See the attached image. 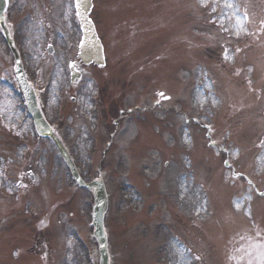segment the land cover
<instances>
[{
    "label": "rangeland",
    "instance_id": "obj_1",
    "mask_svg": "<svg viewBox=\"0 0 264 264\" xmlns=\"http://www.w3.org/2000/svg\"><path fill=\"white\" fill-rule=\"evenodd\" d=\"M94 1L107 64L90 66L77 89L73 0H13L10 20L46 116L86 181L107 182L113 264H246L245 245L264 238V0ZM12 69L0 35V171L15 158L37 176L22 189L14 169L8 187L0 180V195L14 194L9 212L0 206V234L10 222L0 264L8 253L22 264H89L94 254L98 264L91 195L22 122Z\"/></svg>",
    "mask_w": 264,
    "mask_h": 264
},
{
    "label": "water",
    "instance_id": "obj_2",
    "mask_svg": "<svg viewBox=\"0 0 264 264\" xmlns=\"http://www.w3.org/2000/svg\"><path fill=\"white\" fill-rule=\"evenodd\" d=\"M6 6H7V0H0V27L2 28L5 38L13 52L15 59V68H14L15 75L26 97L31 116L35 121L38 132L43 136L50 137L55 142L61 154L69 163L71 170L73 171L77 181L81 185L93 189L95 195V205L93 208V226H94V236L99 245L100 264H110L108 239L104 224L105 214L108 209V197L104 184L101 180L94 181L90 185H87L82 182L74 166L72 165V162L66 150L63 148L62 144L59 142L58 138L54 134L53 129L44 119L36 94L27 80L20 54L16 49L10 31L5 23L4 11L6 9ZM90 8H91L90 0H79L78 9L80 12V21L82 23L83 36H84V40L81 47V57L85 62L95 61L96 64L103 65L105 63L103 47L100 43V40L97 37L93 23L88 18V12L90 11Z\"/></svg>",
    "mask_w": 264,
    "mask_h": 264
},
{
    "label": "snow or ice",
    "instance_id": "obj_3",
    "mask_svg": "<svg viewBox=\"0 0 264 264\" xmlns=\"http://www.w3.org/2000/svg\"><path fill=\"white\" fill-rule=\"evenodd\" d=\"M78 6H79V0H78ZM71 67H75V66L72 65ZM157 95L160 96V97H162V98H164V99H168V97H165V96H164V93H163V92L158 93ZM157 103H159V101H157ZM22 186H23V185H22ZM41 225H42V226L44 225V221H41Z\"/></svg>",
    "mask_w": 264,
    "mask_h": 264
}]
</instances>
